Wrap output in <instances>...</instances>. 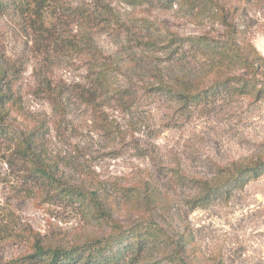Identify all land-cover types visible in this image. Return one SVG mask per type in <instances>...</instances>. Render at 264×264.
Returning a JSON list of instances; mask_svg holds the SVG:
<instances>
[{
  "label": "rangeland",
  "instance_id": "obj_1",
  "mask_svg": "<svg viewBox=\"0 0 264 264\" xmlns=\"http://www.w3.org/2000/svg\"><path fill=\"white\" fill-rule=\"evenodd\" d=\"M63 3L83 9L82 38L104 61L85 45L45 60L18 18L0 19L10 67L0 110V206L10 221L0 262L45 264L24 257L37 244L120 236L121 264H264V173L242 187L228 180L238 168L264 167V64L247 93L220 85L199 105L161 89L197 92L226 76L215 63L230 38L264 56V0ZM19 136L35 141L63 183L95 191L104 215L38 185L18 158ZM199 180L217 187L204 208L192 207Z\"/></svg>",
  "mask_w": 264,
  "mask_h": 264
},
{
  "label": "trees",
  "instance_id": "obj_2",
  "mask_svg": "<svg viewBox=\"0 0 264 264\" xmlns=\"http://www.w3.org/2000/svg\"><path fill=\"white\" fill-rule=\"evenodd\" d=\"M7 15L18 18L19 24L30 31L36 41V46L45 54V60H48L52 53L58 49L71 48L80 51L84 49V45V50L90 52L95 61L102 62L104 59V54L90 46L89 38H82L80 27L82 22L88 20V18L83 9L78 6H66L63 0H0V19ZM225 43L228 46L217 49L219 57L216 59L215 64H217V69H221L220 73L228 71L226 76L215 78L213 84L197 92H182L173 86L161 87L163 92L173 95L172 97L177 98L182 106H191L199 105L210 96H215L220 89V85H223L225 90L230 88L231 85H235L234 89L241 93H247L253 89L254 83H250L260 76V67L264 64V56L259 54V51L252 44H247L244 48L235 45L233 38ZM231 62L243 65L247 70V76L232 73L233 66H231ZM9 72L10 67L0 55L1 111H5L6 98L9 95ZM232 82L237 83V85L232 84ZM215 86H217V90L213 89ZM2 129H5V127H0V132ZM3 131L2 133H4ZM17 153L19 160L24 164L27 172L35 182L52 190V195L70 203L94 204L98 212L104 215L97 193L93 190H84L63 183L41 158L35 141L30 136H19ZM263 173L264 167L259 163H255L250 167L238 168L235 174L229 176L228 180L230 183L242 187L248 178H256ZM199 183L202 187V194L192 200V207L194 208L208 206L217 194V187L214 185L208 184L205 180H199ZM226 192L229 194L230 190H226ZM8 221H10L9 212L0 206V240L6 236H1V234L8 226ZM127 233L131 235L130 231ZM121 243H123V238L120 236H101L92 238L82 244L67 247L37 244L34 252L24 257V259L27 258L32 263L44 262L45 264H121V252L115 250V247L121 245ZM18 261L19 259L16 260V262ZM10 263H12V260L0 262V264Z\"/></svg>",
  "mask_w": 264,
  "mask_h": 264
}]
</instances>
